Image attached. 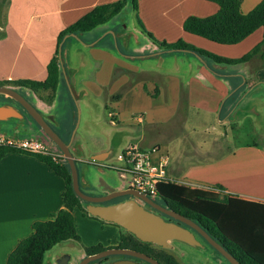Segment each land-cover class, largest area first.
Returning <instances> with one entry per match:
<instances>
[{"label": "crops", "instance_id": "0c3cea01", "mask_svg": "<svg viewBox=\"0 0 264 264\" xmlns=\"http://www.w3.org/2000/svg\"><path fill=\"white\" fill-rule=\"evenodd\" d=\"M112 1L115 0H0V79L43 80L47 63L56 51L59 31L92 7ZM259 1L241 0L242 11H249ZM217 9L218 5L209 0H138L137 10L133 9L135 24L132 19L130 26L140 40L135 41L131 52L118 55L109 41L105 44L102 40L109 33L106 23L82 33V44L74 37L80 45L73 43L70 48V78L79 93L74 96L85 109V126L104 127L106 111L111 108L113 119L109 121L119 117L124 143H137L142 148L158 146L159 152L168 156L169 179L191 187H221L225 193L264 203V141L261 145L254 138L237 140L238 125L252 121L254 115L259 117L264 109L261 53L246 62L215 66L216 73L191 52L157 53V45L138 23L139 18L158 39L182 38L231 58L241 56L262 39V27L234 44L214 42L183 29L188 15L207 16ZM94 30L100 31L86 40L84 34ZM66 57L63 64L68 63ZM239 64L246 70L239 69ZM66 70L64 64L60 79H69ZM13 87L30 92L33 104L54 124L55 97L48 103L26 87ZM142 100L147 105L140 104ZM25 119L22 121L28 122ZM16 121H0V134L16 139L32 136L20 135ZM142 122L149 127L150 138L140 133L138 138L133 135L132 125ZM187 127L192 128L195 140L203 136L201 142L210 147L198 150L187 140L191 134L186 132ZM208 127L215 130L212 139L204 137L203 130ZM249 132L264 137V130L255 124ZM94 155L100 161L107 159L104 149ZM63 190L62 177L33 154L10 151L0 159V264H5L18 241L31 233L33 221L50 219L62 207ZM72 215L82 244L116 241L118 227L113 223L84 215L77 206Z\"/></svg>", "mask_w": 264, "mask_h": 264}, {"label": "trees", "instance_id": "16d2710c", "mask_svg": "<svg viewBox=\"0 0 264 264\" xmlns=\"http://www.w3.org/2000/svg\"><path fill=\"white\" fill-rule=\"evenodd\" d=\"M209 1L215 2L218 5V9L207 16L188 15L182 23L185 31L214 42L234 44L241 41L258 27H262V39L241 56L231 58L194 46L182 38L174 41L160 40L143 27L139 18L138 23L141 25L142 31L157 45L159 49L157 53H170L178 50L191 52L216 73L215 66L237 64L251 59L264 46V0H260L247 12L242 11L241 0ZM127 4L132 9L137 10L138 0H115L98 4L60 30L57 35L56 51L47 63V75L43 80L32 78L5 79L0 81V85L26 87L32 90L39 98L48 103L52 102L56 94L60 75L61 73L64 74L62 60V45L64 41L70 36L81 40L82 33L108 22ZM97 44H99L98 41H96ZM263 54L264 51L261 52V56L264 58ZM116 95L119 96L120 93ZM6 97L13 100L9 96ZM25 114L31 117L27 112ZM53 125L62 139L66 142L69 141L71 129L66 127L63 129L61 121L57 119L54 120ZM66 131L68 138L65 137ZM57 149L62 153L58 146ZM10 151L27 152L47 163L64 180V190L62 192V207L50 219L33 221L31 233L18 241L17 245L9 253L5 264H43L45 253L57 243L67 239L80 242L81 238L76 230L72 215V209L76 206L84 215L91 216L102 222L105 221L95 215H91L86 209L87 202L74 191L70 166L63 156H54L51 153H31L10 143L0 142V159ZM156 199L168 202L170 207L177 212L191 219H198L204 223V227L212 228L219 232L226 239L229 250L233 252L241 264H264L263 202L244 199L236 194L225 193L221 187H191L172 179H166L159 183L158 197ZM96 247L97 245H85L88 252Z\"/></svg>", "mask_w": 264, "mask_h": 264}, {"label": "rangeland", "instance_id": "374dc122", "mask_svg": "<svg viewBox=\"0 0 264 264\" xmlns=\"http://www.w3.org/2000/svg\"><path fill=\"white\" fill-rule=\"evenodd\" d=\"M135 12L136 11H134L131 6L127 4L116 16L106 22V25L109 26V33H107L105 38H102V40L105 44H107L108 41L110 42L109 44L114 54L118 55L120 54V52H131L135 41L140 40V38L136 37L137 32L134 31L133 27L130 26V22L132 21V19L135 24ZM258 29H260V27H258ZM95 31L100 30H94L90 34H84V36L86 35V40H89V38L92 36V33H94ZM99 34L102 35L103 33L100 32ZM78 40L80 39L78 38ZM80 41L79 42L82 44V40ZM258 42L253 43V45L248 50L252 49ZM73 43H75L76 46H80L73 36L68 37L62 45V60L68 55V57H66V59L68 58V63L64 62V64L66 65L67 77L69 76V79H60L58 82L54 103L55 108L53 113H55V115L57 116V120L61 121L63 129H65V127L67 129L70 128L71 133L75 130L70 150L76 160L75 163L78 173L80 189L88 194L103 195L109 193L110 191L127 187L128 178L121 177V171H119L118 169V167L121 165V162L117 159L116 155L124 147L130 144H138H127L123 142L122 137L124 128L122 126V123L119 121V117L116 115L117 117L114 118V122L109 121V119H113L110 116V112L112 111L111 108L109 109V111H106L107 123L104 127H95L93 125H90L89 127L85 126L86 112L84 108H81L79 102L76 103L77 101L75 100L74 95H79L77 84L75 83V81H73L72 78H70L72 73L69 67L71 61L70 48ZM263 51L264 46H262L261 49L257 51V53H261ZM149 63L153 65L154 61H150ZM238 67L239 69L246 70L243 64H239ZM2 80L4 79H0V81ZM18 90L22 94H24L32 103L34 102V98L32 97L30 92H25V90L22 89ZM3 98H7L6 95L0 94V102H2L1 100ZM8 100L11 99L9 98ZM15 104L21 108L18 103ZM140 104H142L143 106L147 105L144 100L140 101ZM261 110L262 111L259 117L255 115L252 116L253 122L246 121L242 125H238L239 133L237 140H252V138H254L255 140L259 141L262 145L261 142L264 141V137H259L258 135L253 136L250 132L248 133V131H251V128L254 127V124L255 127H257L258 129L264 130V119H262L264 115V109ZM48 116H51V114H49ZM26 118L27 119L25 120H28V122H23L22 119H17L16 117H10L9 119L18 120L16 122H18L17 125L19 131L21 132L20 135L31 134L32 137L38 139H49L48 135L37 125V123L32 117H28L26 114ZM48 122L54 127L51 121ZM30 125L32 126V128H30ZM126 127L129 128L128 126ZM33 128L34 130H32ZM148 128L149 127L145 124V122H142L141 124H133V135L136 136L135 138H138V134L140 133L145 134L147 138H150L151 136L149 134ZM197 130L198 132H201V130ZM186 132H193L192 128L187 127ZM214 132L215 130L211 127H208L207 129L203 130V133H205L204 137H209L211 139ZM194 136L195 135L191 133L190 136H188L187 140L192 142L198 150H203L205 149V147H210L211 144H204L201 142L203 140V136L197 137V141L195 140ZM65 137L68 138L67 131L65 132ZM133 140L134 141L132 142H136V139ZM145 140L150 141L149 139ZM216 144H218V146L222 145L221 143ZM50 145L53 150L59 151L57 149V145L54 142H50ZM101 149H104L107 153V159L105 161L97 160L94 155L98 150ZM190 156L194 157L195 155L192 154ZM174 243V245H178L185 249L189 254H213L214 252L216 253V251L209 245L191 246L183 242L178 243L177 241H174ZM79 244L81 243L73 239H67L57 243L45 253L43 264H48L49 262L53 261L55 257H59L64 253H70L73 255V252L78 249ZM178 255L180 260H182L185 264H231L220 254L219 257H217V260L219 261H217L216 259H211L212 257L209 260L203 261L202 258H188L186 256H181L180 254Z\"/></svg>", "mask_w": 264, "mask_h": 264}, {"label": "water", "instance_id": "95a60500", "mask_svg": "<svg viewBox=\"0 0 264 264\" xmlns=\"http://www.w3.org/2000/svg\"><path fill=\"white\" fill-rule=\"evenodd\" d=\"M0 94L9 96L20 103L26 112L48 135L50 140L53 141L62 151L63 157L67 160L70 166L73 189L79 197L87 202L86 209L91 215H95L105 221L116 223L117 225L133 232L137 237L143 240L154 241L164 246L168 245V240L172 238L182 239L191 244L199 243L188 229L172 221L164 220L161 215L145 209L136 199L132 197L113 203L99 204V202H105L117 196L132 195L147 203L160 207L148 195L129 186L110 191L109 193L103 195H92L83 192L79 187L75 158L70 150V144L75 130L72 132L69 141L66 142L46 120L41 111L18 89L9 85H0ZM9 117L21 118L22 113L13 105H0V121L6 120ZM160 208L173 218L183 220L198 229L205 236L207 241L219 250L231 264H241L234 255L230 254L220 243L211 238L198 224L191 221L190 218L175 210L164 207ZM106 252L108 251H102L89 255L84 258L81 264L104 255Z\"/></svg>", "mask_w": 264, "mask_h": 264}, {"label": "flooded vegetation", "instance_id": "af4514ba", "mask_svg": "<svg viewBox=\"0 0 264 264\" xmlns=\"http://www.w3.org/2000/svg\"><path fill=\"white\" fill-rule=\"evenodd\" d=\"M15 103H18V102L15 101L14 99L9 100V101L0 102V104H10L16 107V109L22 113V117L21 118L16 117L17 119L26 118V114H25L26 110L20 105V103L18 104L21 106V108L18 107ZM130 197L136 199L145 209L161 215L164 218V220L172 221L188 229L193 234L194 238L198 240L199 243L191 244L182 239L172 238L168 240V245L164 246L154 241L143 240L137 237L133 232L127 230L126 228L120 225H117L116 223L111 222L118 227V236L116 238V241L114 242L109 241L107 243H102L99 241L94 244H91V245H97V247L89 252L85 248V245L81 243L79 244L78 249L73 252V255L70 253H64L63 255L59 257H55V259L49 263L51 264H81L85 257L92 255V254L102 252V251H108V252H106L104 255H101L97 258L89 260L84 264H124V263H128V264H185L182 260H180V258L178 257L179 256L178 254H180L181 256H186L188 258H192V257L198 258V259L202 258L203 261L209 260L211 257H212L211 259L217 260V257H219V254L224 257V255L219 250H217L214 246H212L207 241L205 236L198 229H196L194 226H192L191 224L183 220L173 218L172 216L168 215L160 208V207L162 208L164 207V208H169V209L174 210L173 208L170 207L168 202H165L160 199H153L154 202L160 206V207H157V206H154L150 203H147L139 199L138 197H134L132 195H121V196L112 198L110 200H107L105 202H99V204L113 203V202L121 201V200L130 198ZM116 198H120V199L114 200ZM190 220L198 224L211 238H213L218 243H220L230 254L234 255L233 252L229 250V246L226 242V239L219 232H217L216 230L212 228L208 229L207 227H204L203 226L204 223L198 219L195 220V219L190 218ZM174 241H177L178 243L183 242L191 246L209 245L216 251V253L214 252L213 254H210V253L208 254H189L182 247L178 245H174L175 244Z\"/></svg>", "mask_w": 264, "mask_h": 264}, {"label": "built area", "instance_id": "2783aa9c", "mask_svg": "<svg viewBox=\"0 0 264 264\" xmlns=\"http://www.w3.org/2000/svg\"><path fill=\"white\" fill-rule=\"evenodd\" d=\"M0 142L10 143L31 153H51L54 156H63L60 151L51 148L50 142L53 141L49 139H38L32 136L16 139L0 134ZM116 157L121 162L118 167L121 175L128 178L127 186L156 199L159 183L169 179L167 176V155L160 153L158 146L142 148L130 144L118 152Z\"/></svg>", "mask_w": 264, "mask_h": 264}]
</instances>
